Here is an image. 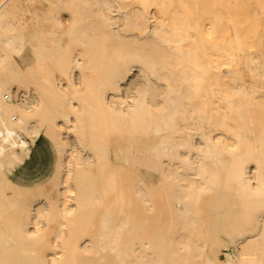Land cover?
<instances>
[{"label":"bare ground","instance_id":"1","mask_svg":"<svg viewBox=\"0 0 264 264\" xmlns=\"http://www.w3.org/2000/svg\"><path fill=\"white\" fill-rule=\"evenodd\" d=\"M0 264H264V0H0Z\"/></svg>","mask_w":264,"mask_h":264},{"label":"rangeland","instance_id":"2","mask_svg":"<svg viewBox=\"0 0 264 264\" xmlns=\"http://www.w3.org/2000/svg\"><path fill=\"white\" fill-rule=\"evenodd\" d=\"M37 143H36V146L34 147V149L32 150L31 160L28 162V164L26 163L21 169H19V171L17 172L18 175L16 174V178H19L20 174H22V173H23L22 175L26 174L27 171H29L32 168L34 162L36 163L35 168L39 169V172L37 173V175L39 174L38 178L40 180H42V178L46 177L47 175L49 176V174L51 173V171H49L51 169V167L49 169V166H50L51 162L53 161V151L51 150L48 141L45 140L43 137H41ZM37 158L39 159L38 161H39L40 165H37L38 164ZM33 160H34V162H33ZM224 251L228 252L230 254H232V252H233L231 250V248H228ZM219 258L224 259L223 253L219 254Z\"/></svg>","mask_w":264,"mask_h":264}]
</instances>
